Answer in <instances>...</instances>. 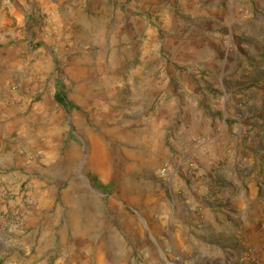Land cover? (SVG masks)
I'll return each mask as SVG.
<instances>
[{"label":"rangeland","instance_id":"1","mask_svg":"<svg viewBox=\"0 0 264 264\" xmlns=\"http://www.w3.org/2000/svg\"><path fill=\"white\" fill-rule=\"evenodd\" d=\"M223 109L235 113L224 124ZM238 121L241 144L260 141L241 179L256 195L245 229H212L230 238L236 264H260L264 0H0V228L15 226L25 244L0 249V264H54L68 233L62 207L78 192L128 212L143 205L125 196L136 186L150 191L143 207L186 200L204 170L180 158L177 139L205 145ZM68 146L79 154L69 168Z\"/></svg>","mask_w":264,"mask_h":264},{"label":"crops","instance_id":"2","mask_svg":"<svg viewBox=\"0 0 264 264\" xmlns=\"http://www.w3.org/2000/svg\"><path fill=\"white\" fill-rule=\"evenodd\" d=\"M222 111L223 124L227 116H235V113L228 115L224 109ZM243 112L242 124L252 114ZM242 124L238 121L239 129L228 133L226 127L225 130L223 127L215 130L210 136L211 142L205 145L187 144L183 143L182 138L177 139L181 149L180 158L204 170L201 176L192 177L191 193L186 200H170L168 206L162 207H143L147 205L150 191L136 186L125 191V196L128 201L143 205L133 207L134 210L127 207L131 214L125 207H96L93 200L88 201L83 197L82 192L69 197L67 207H62L68 233L64 232L65 239L59 244L61 250L54 264H236L235 253L229 246L230 238L218 236L212 228L228 226L245 229L244 209L256 195L254 181L245 187L241 186V179L249 168L246 154L250 147H257L260 141L248 140L241 144ZM261 144L264 146V142ZM227 149H231L228 154L225 153ZM226 155L229 158L219 169L216 168L219 157ZM77 157V149L68 146L67 159L62 166L69 168ZM215 174L220 177V182L216 184L211 182ZM231 183L237 188L234 194H231ZM86 190L97 197L102 196L89 186H86ZM207 190L211 193L204 206L193 207L196 202L202 201V195ZM251 222L248 224V241L257 244L259 232L253 235L257 224L253 220ZM204 229L211 230L205 235L200 233L205 232ZM17 232L20 230L15 226L6 231L0 228L1 250L14 247L18 251L25 246L24 243L19 245ZM259 259L260 264H264V253Z\"/></svg>","mask_w":264,"mask_h":264},{"label":"built area","instance_id":"3","mask_svg":"<svg viewBox=\"0 0 264 264\" xmlns=\"http://www.w3.org/2000/svg\"><path fill=\"white\" fill-rule=\"evenodd\" d=\"M166 172V170L163 168L162 170H161V174H164Z\"/></svg>","mask_w":264,"mask_h":264}]
</instances>
